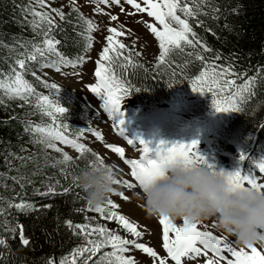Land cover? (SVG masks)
Listing matches in <instances>:
<instances>
[{
  "label": "trees",
  "instance_id": "1",
  "mask_svg": "<svg viewBox=\"0 0 264 264\" xmlns=\"http://www.w3.org/2000/svg\"><path fill=\"white\" fill-rule=\"evenodd\" d=\"M202 7L207 15L202 14L196 19H189V23L202 43L212 49L211 52L203 53L205 58L219 54L221 59L216 61L217 64L230 65L235 72L246 73L247 77L257 76L258 71L264 69V0H210V5H202ZM30 8L38 12L43 11L36 5L35 0H0V69L4 71L8 70L9 64L13 62L12 57L17 51H23L22 48L10 50L5 45H13L17 41L43 39L34 35L30 26V22L33 21V16L28 11ZM214 8L219 11L214 12ZM63 12L65 14L63 21L55 13H49L59 25L51 35L61 42L56 46L57 50L76 65L60 67L59 72L69 74V71L77 69L84 60L79 61L77 58L79 56L85 58L89 51V49L85 51L83 46L85 41L80 35V33L87 34L85 32L87 25L83 20H78L77 12L72 11V6ZM78 12L82 14L79 9ZM214 16L218 18L214 19ZM83 17L88 20L84 15ZM36 19L39 20V17ZM196 20L202 21L203 24L197 26ZM127 51L132 54L135 66L125 65L126 70L122 72L123 79L129 82L132 89L131 95L124 100H131L135 108L139 109V113L149 118L150 122L146 124V129L153 138H157L158 142L164 141L170 145L175 142L187 144L197 141L199 153L209 162L215 163L218 169L225 171L236 169L241 151L248 152L253 160L264 156V127H262L264 126V72L256 80L254 95L248 100L244 111L217 113L212 107L211 93L206 92L201 95L194 93L191 88V78L201 71V62L186 54L193 49L186 48L185 52L172 53L169 58L170 63L166 64H158L157 60L148 64L128 47ZM200 51L203 52L202 49ZM52 59L56 58L52 57ZM32 63L33 70L38 69L39 66L35 62ZM46 70L57 72L54 68H44L42 71H37V75L47 83H52L45 74ZM116 71L121 75L120 69ZM25 79L33 84L38 93L49 95V90L31 74L26 75ZM236 82L242 84L244 81ZM169 83H172L173 87L169 88ZM59 88L61 90L59 97L54 99L59 100L68 111L67 118L63 114H58L57 121L68 124L69 137L89 149L83 157L71 146L59 142L56 146L62 152L48 149L46 153L42 151V145L31 142L33 137L25 131L26 123L46 127L52 123L51 117L42 115L30 105L18 106L23 103L18 100L8 101L7 106H0V197L5 201L0 206L6 209L4 215L0 216V238L5 240V244L0 245V264H46L50 259H53L55 264H59L61 257L71 258L72 251L84 244L83 235L77 229L75 230L77 234H73L65 221H71L73 224L90 221L93 225L109 222L101 219L97 212L79 211L88 206L80 187L66 195L36 194L34 189L44 192L48 183L55 184L57 180L65 188L73 183L72 176L65 179L60 174L63 165L44 167L42 174L31 177L33 182L26 184L23 189L10 178L19 174L30 175L36 169L37 163L44 164L45 155L49 162H52L62 159V153H67L74 162L68 168L73 174H78L86 167L88 161L95 160L96 156H99L82 141L90 129L89 108L73 91L64 87ZM137 88L141 91H135ZM143 89L148 90L143 91ZM160 108L165 116L164 119H151L149 113L156 112ZM81 130H83L82 135ZM22 148L25 151H21ZM64 148L69 151L66 152ZM13 153L19 156H30L35 153L39 159L35 163L27 162V166L21 168V161L13 159L10 155ZM103 162L114 173L113 168L104 160ZM16 168H20V173L16 172ZM257 174L264 177L258 169ZM49 177L52 179L49 180ZM5 184L7 187L3 186ZM62 190V188L57 189V191ZM76 193H79L78 198ZM13 198L16 203L21 200L32 203L39 211L25 213L15 208H7L6 201ZM108 199L111 197L109 196ZM85 217L88 218L87 221ZM18 224L24 226V235L29 240L28 246L21 244L18 228L15 234L8 230ZM105 251L111 252L112 249L110 247L102 249L97 257Z\"/></svg>",
  "mask_w": 264,
  "mask_h": 264
},
{
  "label": "snow or ice",
  "instance_id": "2",
  "mask_svg": "<svg viewBox=\"0 0 264 264\" xmlns=\"http://www.w3.org/2000/svg\"><path fill=\"white\" fill-rule=\"evenodd\" d=\"M95 3L111 6L112 4L121 5V0H94ZM135 11L126 13L129 16L136 13H146L148 17L153 18L155 23L147 21H137L143 23L147 30L153 35L158 42L159 55L157 57L158 64L170 63V56L174 52H185L186 48H191L193 51L187 52L189 57L201 62V71L198 75L191 78V88L194 93L204 95L212 94V107L217 113H236L242 112L248 100L254 95V86L256 80L260 78V74L264 69L259 70L257 76L247 77L246 73L235 72L232 66H221L216 61L221 59L219 54L213 55L206 59L203 53L211 52L197 37L196 32L193 31L189 19H196L199 15H207L203 10L202 5H210V0H124ZM35 3L41 9L47 8L46 0H35ZM76 0H72V11L77 12L78 20H83L87 25L85 33H80L84 43V49L87 51L91 48L90 33L95 30V25L91 20L84 19L83 15L78 12L75 7ZM143 5V6H142ZM191 5V6H190ZM29 14L33 16V21L30 26L33 29L34 35L43 37L41 41H17L13 45H5L11 49L22 48L23 51H17L16 55L12 57L13 62L9 64L8 70L0 69V106H7L8 101L18 100L23 103L18 105L23 107L25 104L30 105L34 110H38L42 115L51 117L52 123L48 126L34 125L26 123L25 131L32 134L31 142L35 145H42V151L45 153L48 149L56 152H62L56 146L57 142L63 145H69L75 149L83 157L84 153L89 149L85 148L84 144L78 143L76 139L70 138L68 134L69 125L63 121H57V115L63 114L67 118V109L54 97H59L60 88L54 83H47L37 75V71H42L44 68H54L57 72L60 67L72 66L75 63L62 55L57 50V45L61 42L56 40L51 33L59 27L55 23L53 17L46 11H36L30 8ZM62 21L65 20V14L62 9H51ZM121 11L124 8L121 5ZM214 12L219 9L214 8ZM101 14L102 10L98 9ZM179 13V14H178ZM39 17V20L36 18ZM214 19L218 17H213ZM117 16L111 15L110 20L116 21ZM202 21L196 20V25L201 26ZM123 25L118 27H108L109 35L106 37L107 46L99 54L96 61V68L94 76L96 82L94 85H89V91L95 94L96 97L103 102L102 107L104 112L108 113L112 118L114 125L119 126V132L124 136L123 124L124 120L121 118L118 121L114 117H123L121 112L122 101L131 95V85L127 80L123 79L122 72L126 70L125 65L135 66L132 54L127 51V46L120 42L117 37L125 35V31H121ZM191 37V38H190ZM203 50L201 52L200 50ZM127 53V55L125 54ZM135 55L139 56L137 52ZM55 57L56 59H52ZM79 61L84 59L83 56L77 58ZM35 62L39 67L33 70V63ZM191 62V61H189ZM117 69L121 70V75L117 74ZM31 74L36 81H38L44 88L49 90V95H42L36 91L33 84L25 79L26 75ZM175 75V73H173ZM247 77V78H246ZM237 80H243L242 84H237ZM169 88L173 87L169 83ZM148 89H143L147 91ZM135 91H141L137 88ZM16 117H13L15 119ZM264 127V126H262ZM81 135L83 130H81ZM92 135L97 140H103L99 132H93ZM125 139L127 137L124 136ZM251 139V138H249ZM128 140L130 145L134 141ZM143 145V155L137 158L123 159V163L130 168V175L134 178L135 183L129 182L127 179H114L113 183L122 185L127 189H134L137 184L143 191H147L149 185L158 178H162L167 172L168 168L176 163H181L185 168L191 167H206L212 171L213 175L219 174L226 178L229 185L238 190H254L256 192H264V177L257 174V169L260 174H264V156L258 160H253V157L246 151H241L238 158V165L233 171H225L218 169L215 163L209 162L198 151V142L191 143L175 142L167 144L161 141L155 148L149 146L143 140L139 141ZM107 148L111 149L113 153L123 158L125 151L121 147L107 144ZM25 151V149H21ZM12 155L13 159L21 161V168L27 166V162H37L39 159L34 153L30 156ZM99 161V164H97ZM246 161H253L251 164H246ZM72 158L67 153H62V159L53 160L49 162L47 156H44V164L37 163V167L30 175L19 174L10 177L14 183L19 184L21 189L26 184H31L33 181L31 177L42 174L44 167L60 168V174L67 179L72 176L73 183L68 187H63L60 181L57 180L55 184L48 183L46 191L41 192L39 189H34L36 194L42 196L48 195H66L79 188L77 178L81 172L88 169H94L97 166H106L103 160L96 156L95 160L87 162L85 168L81 169L78 174L69 172L68 168ZM107 167V166H106ZM20 173V168L15 169ZM112 171L111 168H109ZM113 172V171H112ZM49 180L52 178L49 177ZM7 187V185H3ZM62 188V191H57ZM115 191V190H114ZM113 191V192H114ZM125 201L129 200L124 193H116ZM139 195V194H138ZM77 198L79 193H76ZM4 198L0 197V205L4 204ZM7 208H15L21 212L39 211L32 203L21 200L19 203L15 202V198L6 201ZM44 207H51V205H44ZM111 199H107L100 207H90L79 209V211H94L100 214L101 219L109 221L115 220L124 232L129 233L134 239L122 238L115 230H109L100 224L93 225L92 222L73 224L71 221H65L68 228L76 233L79 229L80 234L83 235L84 244L72 251L71 259L68 257H61L59 264H136L134 258L126 257L124 253L131 248L138 249L147 256L151 257L153 261H158L159 264H166L164 259H161L157 252L144 243L139 242L143 238V231L138 230L139 226L133 223L126 216L119 214L115 209H118ZM6 209L0 206V216L4 215ZM87 221L88 218L85 217ZM159 224L162 226V240L163 248L167 252V256L171 258L175 264H182V258L188 261L195 260L198 257H205V264H264V251L258 250L254 245L247 247L238 246L236 239H231L230 235H225L223 232L214 234L217 229L215 220L211 224L203 222H189L187 219L183 220L182 226H177L169 217L162 216L159 218ZM19 229V239L22 245L28 246L29 240L24 235V226L18 224L14 228L8 229L12 233ZM258 239L264 242V228L259 229ZM5 240L0 238V245H4ZM111 248V252H103L99 257L102 249ZM209 253L211 256H209ZM46 264H55L53 259H50Z\"/></svg>",
  "mask_w": 264,
  "mask_h": 264
},
{
  "label": "rangeland",
  "instance_id": "3",
  "mask_svg": "<svg viewBox=\"0 0 264 264\" xmlns=\"http://www.w3.org/2000/svg\"><path fill=\"white\" fill-rule=\"evenodd\" d=\"M138 2H141V0H138ZM46 3L48 7L43 8V11L49 13H54L51 9L66 10L70 6H73L72 0H46ZM121 5L124 8L123 12L121 11ZM121 5L112 4L111 6H106L104 4L98 5L94 0H76L75 7L96 26L95 30L91 32V48L80 66L73 71H69V74L51 70H46L45 74L47 78L51 80L52 83L58 85V87H64L73 91L77 98L89 108L91 112L90 129L85 134V138L82 141L113 168L116 179H127L129 182L135 183L134 178L130 175V168L123 163V159H138L143 155V145L139 144L140 140H143L152 148H155L160 143L157 141V138H153L149 130L146 129V124L150 122L149 118L140 114L139 109L135 108L131 100L122 101L121 112L123 113V117L117 116L114 117V119L118 121L122 118L124 120V136L134 141V144L130 145L128 140L120 134L119 126L114 125L112 118L109 117L108 113L104 112L102 107L103 102L99 97H96L95 94L88 90L89 85H94L96 82L94 76L96 61L103 48L107 46L106 37L109 35L107 32L108 27L119 28L120 25H123L124 27L120 30L125 31V35L117 37L116 39L124 43L134 53L139 52V56L144 62L151 64L157 60L159 55L158 42L143 23H137V21L155 23L153 18L148 17L146 13H136L135 15L129 16L126 13L134 12L135 10L125 3L124 0H121ZM98 9L102 10L103 13H108V15L101 14V12H98ZM111 15L117 16L118 19L116 21H111ZM149 115L153 120H163L165 117L162 108L158 109L156 112L151 111ZM93 132H99L103 140H97L92 135ZM203 140L205 141V139ZM107 144L123 148L125 156L123 158L119 157L118 154L113 153L111 149L106 147ZM64 150L66 152L69 151L65 148ZM114 189L115 191L110 197L111 200L119 206L115 211L129 218L133 223L139 226L138 230L143 231V238L139 242L144 243L146 246L156 251L158 256L165 260L166 264H175V262L167 256V252L162 246V226L159 224V218H151L144 211L143 192L139 185L137 184L134 189H127L122 185L114 184ZM116 193H124V195L129 197V200L125 201ZM211 221L212 219H209L203 223L210 225ZM173 222L177 226H182L183 220L177 219ZM100 224L109 230H115L122 238L134 239L129 233L124 232L115 220L105 223L102 222ZM77 231L79 232V229H77ZM219 233H221V231H214V234ZM230 238L235 239V237ZM254 246L257 247L258 250L264 251V242H258ZM124 255L134 258L136 264H159L158 261L154 262L151 257L138 249L131 248L128 252L124 253ZM209 256H211L210 253ZM205 259L206 258L203 256L192 261L182 258V264H205ZM221 264H223V262H221Z\"/></svg>",
  "mask_w": 264,
  "mask_h": 264
},
{
  "label": "clouds",
  "instance_id": "4",
  "mask_svg": "<svg viewBox=\"0 0 264 264\" xmlns=\"http://www.w3.org/2000/svg\"><path fill=\"white\" fill-rule=\"evenodd\" d=\"M115 175L106 166L81 172L77 178L90 207H100L113 193ZM144 211L151 218L162 216L189 222L215 220L217 229L236 239L238 246L261 242L264 228V192L232 188L226 178L206 167L185 168L176 163L162 178L143 191Z\"/></svg>",
  "mask_w": 264,
  "mask_h": 264
}]
</instances>
